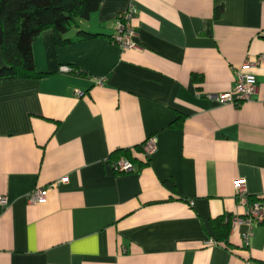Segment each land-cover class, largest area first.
<instances>
[{
    "label": "crops",
    "instance_id": "0c3cea01",
    "mask_svg": "<svg viewBox=\"0 0 264 264\" xmlns=\"http://www.w3.org/2000/svg\"><path fill=\"white\" fill-rule=\"evenodd\" d=\"M131 5L136 47L122 50L111 38ZM65 38L33 43L46 77L0 83V264H264V220L248 244L229 221L246 212L238 179L264 206V0H103ZM238 72L257 93L219 103ZM119 150L133 172H115ZM38 187L45 199L29 203Z\"/></svg>",
    "mask_w": 264,
    "mask_h": 264
},
{
    "label": "trees",
    "instance_id": "16d2710c",
    "mask_svg": "<svg viewBox=\"0 0 264 264\" xmlns=\"http://www.w3.org/2000/svg\"><path fill=\"white\" fill-rule=\"evenodd\" d=\"M103 0H0V49L5 65L0 68V83L7 79L43 78L48 73L37 71L33 57V43L43 31L55 33L57 45L71 41L65 35L78 27L80 19H88L98 11ZM222 8L217 9V16ZM85 37H92L83 31ZM197 80H202L194 75ZM182 117L171 127H181ZM142 146L139 147V150ZM124 156L135 165L132 150H119L113 154L118 159ZM148 164V160L144 161ZM140 163L141 165H144ZM216 239L229 245L230 223L223 218L211 222Z\"/></svg>",
    "mask_w": 264,
    "mask_h": 264
},
{
    "label": "built area",
    "instance_id": "2783aa9c",
    "mask_svg": "<svg viewBox=\"0 0 264 264\" xmlns=\"http://www.w3.org/2000/svg\"><path fill=\"white\" fill-rule=\"evenodd\" d=\"M138 15V10L134 6H129L124 12H122L117 21L115 32L111 38L113 43L117 44L122 50H128L135 48L134 38L137 35L134 20ZM257 62L264 63V55H260ZM63 71L70 72L72 68L63 67ZM105 78L96 79L98 85L105 83ZM257 93V83L255 77L245 72H238L236 77L235 86L228 92L217 97V101L222 104H237L240 105L246 101L253 99ZM80 96L82 92L78 93ZM157 150V140L155 137H150L145 141L142 146V154L146 160L153 155ZM115 172L117 173H129L135 170V165L128 158L121 156L112 162ZM62 182H67L68 179L64 178ZM58 183H53L52 186ZM236 199L246 206V212L244 217L234 216L229 221L231 226L235 228L237 225L244 224L248 227V231L243 234L245 244H248L250 237L253 235V229L256 223L264 220V206L260 201H250L247 182L245 179H238L235 182ZM46 189L44 187H38L27 195L29 203H39L45 199ZM1 207L6 208L8 206L7 197L1 198ZM214 241H209L208 245L214 244ZM246 264H253L247 262Z\"/></svg>",
    "mask_w": 264,
    "mask_h": 264
}]
</instances>
